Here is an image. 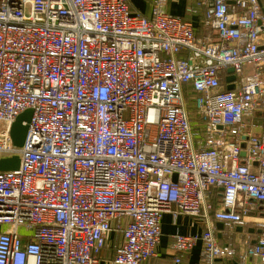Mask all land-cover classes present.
I'll list each match as a JSON object with an SVG mask.
<instances>
[{"label":"built area","instance_id":"built-area-1","mask_svg":"<svg viewBox=\"0 0 264 264\" xmlns=\"http://www.w3.org/2000/svg\"><path fill=\"white\" fill-rule=\"evenodd\" d=\"M150 1L145 17L126 0H0V160L19 159L0 172V264H146L164 214L206 222L174 236L175 264L198 242V264H264V2L193 0L198 36ZM210 218L260 233L238 253Z\"/></svg>","mask_w":264,"mask_h":264},{"label":"crops","instance_id":"crops-1","mask_svg":"<svg viewBox=\"0 0 264 264\" xmlns=\"http://www.w3.org/2000/svg\"><path fill=\"white\" fill-rule=\"evenodd\" d=\"M132 13H138L142 16L148 17L152 11V3L150 0H126ZM264 2V0H261ZM234 0H228V4L233 5ZM209 6V5H208ZM189 7L198 8L193 0H167L165 5V12L169 15L182 18L183 20L193 24L195 32L198 36L207 34V30L201 23L200 16H192L186 13V9ZM199 13H202L205 8H200ZM213 35V34H212ZM255 122L259 124V119L256 118ZM256 210L252 212L253 221L262 222L263 219V206L261 204L256 205ZM254 216V217H253ZM212 225L215 228L216 239L220 244H228L232 246L236 252L241 253L243 251V241L246 238H250L251 243L258 236V227L253 224H247L244 227L236 226L235 228H227L223 223L217 222L210 218ZM206 228V222L203 217H190L184 214H179L175 219L170 214H164L160 220L161 237L156 248V256L150 259L146 264H175L173 259L176 257V253L172 249L174 242V236L180 235H199ZM201 242H198L196 246L188 253L181 255V264H198L201 253ZM112 255V251L109 252ZM213 264H239L237 261H214Z\"/></svg>","mask_w":264,"mask_h":264},{"label":"water","instance_id":"water-1","mask_svg":"<svg viewBox=\"0 0 264 264\" xmlns=\"http://www.w3.org/2000/svg\"><path fill=\"white\" fill-rule=\"evenodd\" d=\"M209 8L210 9L212 8V1H209ZM229 72H232V71L230 70ZM231 89L232 87L228 88V90H231ZM31 115H32L31 110L25 111L22 115H20L15 120V122L11 126L10 138H11L12 144L17 148H21L24 143V139H25V135L27 131V125H23V123L25 122L26 124H28L30 121ZM18 166H19V159L16 156L8 158V159L0 160V172L17 170ZM258 233H260V231H258Z\"/></svg>","mask_w":264,"mask_h":264},{"label":"trees","instance_id":"trees-1","mask_svg":"<svg viewBox=\"0 0 264 264\" xmlns=\"http://www.w3.org/2000/svg\"><path fill=\"white\" fill-rule=\"evenodd\" d=\"M187 106H188L189 111H193V106H192V103H191L190 100L188 101ZM219 201H220L219 191H214V194L212 195L211 200H210V204L212 206L211 207L212 210L216 209V207L219 204ZM108 256L111 257V254L108 253Z\"/></svg>","mask_w":264,"mask_h":264},{"label":"rangeland","instance_id":"rangeland-1","mask_svg":"<svg viewBox=\"0 0 264 264\" xmlns=\"http://www.w3.org/2000/svg\"><path fill=\"white\" fill-rule=\"evenodd\" d=\"M187 108H188V106H187ZM0 129H1V127H0ZM255 212L257 213V210H255ZM106 255L108 256V253H106Z\"/></svg>","mask_w":264,"mask_h":264},{"label":"bare ground","instance_id":"bare-ground-1","mask_svg":"<svg viewBox=\"0 0 264 264\" xmlns=\"http://www.w3.org/2000/svg\"><path fill=\"white\" fill-rule=\"evenodd\" d=\"M258 222V221H257Z\"/></svg>","mask_w":264,"mask_h":264}]
</instances>
